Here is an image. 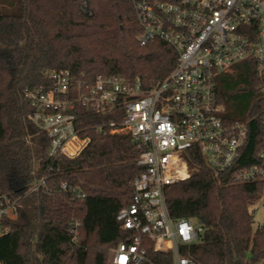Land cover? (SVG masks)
<instances>
[{
	"label": "trees",
	"instance_id": "1",
	"mask_svg": "<svg viewBox=\"0 0 264 264\" xmlns=\"http://www.w3.org/2000/svg\"><path fill=\"white\" fill-rule=\"evenodd\" d=\"M140 33L130 0H0V196L17 202L14 217L3 221L9 231L0 237V264H44L46 248L50 264H111L114 249L133 240L117 221L142 172L129 136L96 131L112 116L79 106L78 127L91 141L78 157L53 160L27 94L49 89L52 71L89 84L120 77L150 87L166 79L176 53L157 40L142 46ZM217 92L227 119L247 124L239 167L253 165L264 149V96L254 67L243 62L221 75ZM188 154L191 177L168 188V208L204 233L180 245L181 255L197 264H264V222L254 230L252 210L264 199V181L235 183L198 148ZM144 247L149 262L172 264V251L157 252L150 240Z\"/></svg>",
	"mask_w": 264,
	"mask_h": 264
},
{
	"label": "built area",
	"instance_id": "2",
	"mask_svg": "<svg viewBox=\"0 0 264 264\" xmlns=\"http://www.w3.org/2000/svg\"><path fill=\"white\" fill-rule=\"evenodd\" d=\"M141 28L139 43L161 41L177 55L169 77L146 87L139 79L101 77L89 84L52 71V85L27 94L30 119L46 132L51 159L78 157L91 138L81 134L77 107L112 116L98 132L128 135L142 169L130 205L117 215L131 242L114 249L111 264L149 262L146 240L157 252H173L172 264H197L180 245L198 243L204 229L171 217L166 193L191 177L188 153L198 148L208 166L232 172L235 183L264 181V149L256 163L239 167L248 138L246 123L231 122L217 92L219 77L249 62L264 96V0H130ZM264 125V110L260 115ZM44 181H42L43 183ZM33 188L31 192L35 191ZM61 189H74L63 183ZM17 202L0 196V237L8 233Z\"/></svg>",
	"mask_w": 264,
	"mask_h": 264
},
{
	"label": "rangeland",
	"instance_id": "3",
	"mask_svg": "<svg viewBox=\"0 0 264 264\" xmlns=\"http://www.w3.org/2000/svg\"><path fill=\"white\" fill-rule=\"evenodd\" d=\"M253 215H254V225L253 229L255 230L258 226L263 224L264 222V199H262L259 203H257L253 207ZM53 255L50 253L49 249H43L42 259L44 264H50L53 261Z\"/></svg>",
	"mask_w": 264,
	"mask_h": 264
},
{
	"label": "water",
	"instance_id": "4",
	"mask_svg": "<svg viewBox=\"0 0 264 264\" xmlns=\"http://www.w3.org/2000/svg\"><path fill=\"white\" fill-rule=\"evenodd\" d=\"M246 90H247V88L241 89V91H246Z\"/></svg>",
	"mask_w": 264,
	"mask_h": 264
},
{
	"label": "flooded vegetation",
	"instance_id": "5",
	"mask_svg": "<svg viewBox=\"0 0 264 264\" xmlns=\"http://www.w3.org/2000/svg\"><path fill=\"white\" fill-rule=\"evenodd\" d=\"M246 91H247V90H246ZM246 91H245V92H246Z\"/></svg>",
	"mask_w": 264,
	"mask_h": 264
}]
</instances>
